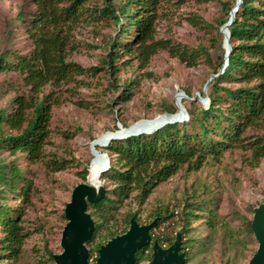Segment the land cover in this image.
<instances>
[{
  "label": "trees",
  "instance_id": "16d2710c",
  "mask_svg": "<svg viewBox=\"0 0 264 264\" xmlns=\"http://www.w3.org/2000/svg\"><path fill=\"white\" fill-rule=\"evenodd\" d=\"M91 1L32 0L29 11L20 9L16 22L25 30L33 49L26 54L6 50L0 55V74L17 72L26 75L30 84L39 91L48 85L59 86L75 74L85 72L93 75L106 72L115 80L121 65L128 67L135 59L141 69H146L161 51L168 52L189 68L197 65L201 52L210 60L205 48L189 49L172 40L157 38L159 10L165 0H120L119 3L117 0H104L103 8H89ZM173 1L178 6L191 1L201 2ZM236 4V1L223 4L227 16L219 22L220 28L229 22ZM106 19L114 22L115 34L108 42L101 66L85 70L77 63L68 62L69 53L74 48L75 28L86 20ZM187 21L195 28L213 29L198 16L188 17ZM229 32L232 51L227 61L224 53L215 69L217 77L208 84L209 107H185L189 122L169 124L153 134L113 140L104 148L110 159L109 170L101 175L107 188L106 197L88 207V212L93 210L91 216L95 222V233L90 242L95 245L93 252L97 253L95 263L103 246L102 240L106 245L111 239L125 234L132 219L146 225L141 223L138 212L121 214L129 201L135 199L142 206L158 187L183 169L200 171L210 159H219L229 151L249 152L253 167H258L264 159V0H242ZM218 42L222 47L224 40L221 34ZM124 54L128 60L119 65L118 61ZM228 82L238 87L223 86ZM136 83H130L119 92L118 102L131 99V89ZM5 91L7 88L0 86V97ZM53 105L52 95L38 102L17 94L7 106L0 108V153L7 152L9 157H14L11 160L0 158V263L17 264L30 237L21 218L23 210L11 208L5 201L13 195L22 196L24 203H29L33 183L22 170L19 157H24L32 165L43 162L44 149L51 135ZM177 112V108L169 109L171 114ZM123 126L127 127L124 123ZM5 129L11 134L7 136ZM54 163L56 171L66 169L58 162ZM87 176L88 169L83 178L86 180ZM219 202L220 199L215 198L186 202L182 211L178 208L177 227L175 222H169L174 218V212L172 215L157 212L153 220L157 223L150 234L153 236L156 229L167 224L164 234L169 246L174 244L180 233L182 253L186 257L194 243L202 242L204 252L223 227ZM194 220L205 223L210 234L206 242H203L205 238L202 241L188 239L187 235L195 231ZM252 224L253 219L246 223L248 238L254 237ZM155 242L162 246L160 241L153 240L152 243ZM239 242L248 244L246 240H237L236 244ZM152 245L136 255V264L152 261ZM49 260L55 262L52 252H49Z\"/></svg>",
  "mask_w": 264,
  "mask_h": 264
},
{
  "label": "rangeland",
  "instance_id": "374dc122",
  "mask_svg": "<svg viewBox=\"0 0 264 264\" xmlns=\"http://www.w3.org/2000/svg\"><path fill=\"white\" fill-rule=\"evenodd\" d=\"M235 1L236 7H239L241 0L191 1L182 6H178L173 0L162 3L157 38L172 40L189 49L205 48L210 54L208 60L201 52L197 65L193 68L172 58L168 52L161 51L146 69H141L135 59L128 67L121 65L115 80L106 72L97 75L85 72L75 74L59 86L48 85L39 91L30 84L26 75L17 72L0 74V86L7 88L0 97V108L7 106L17 94L38 102L52 95L54 104L51 135L44 149L43 162L32 165L24 157H19L22 170L33 183L29 203H24L22 196L13 195L5 201L9 207L23 210V225L30 232L21 260L17 264H56L49 260V252L56 255L63 251L61 240L68 223L65 217L67 204L71 202L76 188L87 184L93 161L96 160L95 151L105 154L109 159L105 147H95V142L100 137L118 132L119 125L123 126V123L127 126L123 127L129 129L144 120L176 115L169 113L172 107L177 108V114L180 113L179 96L184 108L209 107L208 84L217 77L214 75L215 69L224 53L226 61L228 57V46L219 24L227 16L223 4ZM31 2L32 0H0V55L6 50L26 54L33 49L25 30L16 22L20 9L29 11ZM116 2L119 3L120 0ZM104 6V0H92L88 4L89 8ZM191 16L200 17L206 25H212L213 29L193 27L187 21ZM114 34L115 24L111 19L81 22L73 32L74 48L67 61L77 63L85 70L101 66L108 42ZM219 34L224 40L222 47L218 42ZM125 60H128V56L124 54L118 64ZM134 81L137 83L131 89V99L118 102L119 92ZM223 86L238 87L230 82ZM189 120L190 117L184 122ZM4 133L7 136L11 134L7 129ZM250 156L249 152L242 150L229 151L219 159H210L200 171L188 172L185 168L158 187L144 205L140 206L133 199L121 214L138 212L141 223L148 225L156 218L157 212L172 215L175 208L182 211L186 202L220 199L222 229L217 232L206 251L202 252V242L192 244L186 261L189 264H249L259 243L255 236L247 237L246 223L254 218L255 210L264 204V159L258 167H253ZM0 158L14 159L7 152H1ZM54 162L66 169L56 171ZM86 169L88 176L85 180L83 176ZM89 213L92 214L93 210ZM169 222H175V227L179 223L173 217ZM193 228L195 231L187 235L188 239L202 241L205 238L203 242H206L210 234L205 223L194 220ZM237 240H246L248 244H236ZM104 241L102 240L103 245ZM90 242L87 244L91 253L89 262L97 264V253L93 252L95 245ZM140 252L142 250L138 254Z\"/></svg>",
  "mask_w": 264,
  "mask_h": 264
},
{
  "label": "water",
  "instance_id": "95a60500",
  "mask_svg": "<svg viewBox=\"0 0 264 264\" xmlns=\"http://www.w3.org/2000/svg\"><path fill=\"white\" fill-rule=\"evenodd\" d=\"M240 3L242 4V0ZM238 10L239 7L237 6L231 12L229 22L221 29V33L225 36L228 46V57L232 51L229 27L235 21V15ZM183 96L184 98L186 97L184 94ZM178 106L181 109L180 114H183L184 122L189 117L188 112L181 104V100L178 102ZM175 123H180V121H167L154 130L139 133H129V129H125L122 125H119L120 130L112 133L111 140H123L142 134H153L164 126ZM97 153L100 152L97 151ZM100 155L105 158L106 165L101 170V173H105L110 168V160L106 158L105 154ZM85 185L82 184L76 188L71 202L66 206L65 217L68 223L62 234L61 247L63 251L60 254L54 255L56 264H89L91 253L87 244L95 233V222L88 212V207L89 204H98L104 200L107 188L103 181L100 183V192L94 199H84L79 193L84 189ZM156 223L157 220L148 225H140L135 219H132L130 228L125 234L111 239L100 248L97 264H136L138 252L152 244L150 233L156 226ZM252 228L259 247L249 264H264V204L258 210H255ZM182 245L180 233L177 234L174 244L167 250L162 249L157 242L153 243V259L147 264H187L186 255L182 253Z\"/></svg>",
  "mask_w": 264,
  "mask_h": 264
},
{
  "label": "bare ground",
  "instance_id": "6f19581e",
  "mask_svg": "<svg viewBox=\"0 0 264 264\" xmlns=\"http://www.w3.org/2000/svg\"><path fill=\"white\" fill-rule=\"evenodd\" d=\"M180 100H181V96L178 97V102ZM180 113L176 115H166L151 120L141 121L136 125L132 126L131 128H129L128 132L139 133V132L154 130L167 121H180V123H182L183 114ZM112 136H113L112 133H107L103 137H100L95 142V147H107L110 144V142L113 141L111 140ZM95 158L96 160L93 161L91 172L87 179V184L85 185L84 189L79 193V195L84 199H89V198L94 199L97 196V194L100 192L101 175L103 174L101 173V170L106 165V162H105V158L101 156L100 153H97V151H95ZM104 162L105 164L103 165Z\"/></svg>",
  "mask_w": 264,
  "mask_h": 264
},
{
  "label": "built area",
  "instance_id": "2783aa9c",
  "mask_svg": "<svg viewBox=\"0 0 264 264\" xmlns=\"http://www.w3.org/2000/svg\"><path fill=\"white\" fill-rule=\"evenodd\" d=\"M179 215H180V210L178 208H175L174 209V219H178ZM165 228H166V225H163V226H161L160 228H158V229H156L154 231V234L152 236V242H153V240L160 241L161 244H162L161 248L164 249V250H167L171 246H169L168 239H167V237L164 234L165 233ZM146 253H148V252H146ZM145 264H147V263H145Z\"/></svg>",
  "mask_w": 264,
  "mask_h": 264
}]
</instances>
